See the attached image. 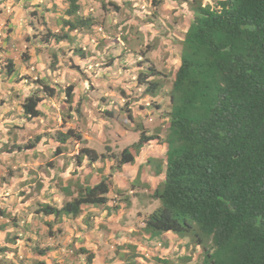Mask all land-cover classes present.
I'll return each mask as SVG.
<instances>
[{"label":"rangeland","instance_id":"obj_1","mask_svg":"<svg viewBox=\"0 0 264 264\" xmlns=\"http://www.w3.org/2000/svg\"><path fill=\"white\" fill-rule=\"evenodd\" d=\"M1 1L0 250H4L0 251V264H67L70 261L67 254L72 248H64V244L71 240L64 241L63 237L55 246L56 236L47 232L43 217L35 214L41 204L60 206L62 201L71 200L70 191L90 185L88 180L94 175L91 170L96 165L86 151L80 154L84 170L69 155L74 136L67 134L68 128L82 136L78 140L80 147H90L98 154L96 163L101 166L98 175L108 189L102 193L105 201L85 207L87 214L84 220L81 218L84 222L80 232L74 227L75 233H64L81 235V245L94 252L95 264L99 263L97 255L110 259L116 251L114 245L122 246L125 239L132 243L137 240L139 246L133 249V255H141L142 261L138 260L142 264H161L166 257L167 264H201L199 247L183 249L186 237L183 241L173 232H167L145 239L148 232L140 220L143 214L146 216L160 206V198L152 194L163 182V177L151 184L145 181L153 165L149 169L143 166L145 152L140 151L134 168L124 164L117 171L111 164L112 154L125 147L133 153L139 151L134 143L138 142L141 131L153 130L160 125L161 116L167 114L168 92L179 64L181 40L192 18L191 0H80L79 14L91 16L94 24L87 30L81 26L76 32L70 31L73 39L60 43L51 38L47 42L43 40L47 30L61 34L67 29L65 0ZM197 1L206 4L214 0ZM32 8H36V13L31 12ZM28 13L33 15L31 21ZM86 32L89 39L83 36ZM82 47L86 48L84 53ZM74 48L79 49L73 52ZM54 51L60 68L47 70L46 64L52 56L46 55ZM8 56L14 59L12 68L17 74H7L2 67ZM29 58L28 66L24 61ZM151 64L160 71L150 77L157 82V87L144 92L136 80L139 73L150 71ZM37 70H44V79L54 91L39 102L40 115L28 119L22 112L21 91L28 89L31 82L29 78V83L23 80ZM67 85L73 87L68 97L64 90ZM84 136L91 139L86 140ZM30 143L33 146L26 147ZM58 150L62 153L57 154ZM157 154H162V150ZM54 157L55 160L51 159ZM66 173L73 181L63 178ZM138 211L142 212L140 218ZM53 220L58 222L59 218ZM175 242L180 244V250ZM186 253L189 257L183 259ZM121 254L122 251L116 257ZM129 254L126 251L124 257L127 259Z\"/></svg>","mask_w":264,"mask_h":264},{"label":"trees","instance_id":"obj_2","mask_svg":"<svg viewBox=\"0 0 264 264\" xmlns=\"http://www.w3.org/2000/svg\"><path fill=\"white\" fill-rule=\"evenodd\" d=\"M65 2L67 29L47 30L43 42L67 39L70 31L91 25V16L79 14L80 0ZM191 9L169 91L164 179L152 194L161 204L144 219V229L151 236H187L201 247L202 264H264V0L197 2ZM2 67L13 71L10 59ZM70 90L68 85L67 97ZM39 99L34 93L22 102L28 118L40 115ZM67 134L80 138L72 128ZM153 137L141 131L134 145L139 150ZM137 152L123 148L118 163H132ZM107 189L102 180L60 206L41 204L37 211L52 217L46 220L51 225L53 218L76 216L82 204L104 201ZM85 248L74 254L79 258ZM94 257L88 252L87 263ZM125 263L138 264L132 256Z\"/></svg>","mask_w":264,"mask_h":264},{"label":"clouds","instance_id":"obj_3","mask_svg":"<svg viewBox=\"0 0 264 264\" xmlns=\"http://www.w3.org/2000/svg\"><path fill=\"white\" fill-rule=\"evenodd\" d=\"M215 1V0H214ZM201 3V2H199V1H197V0H191V5L189 4V7H190V10L192 11V9H191V6L192 5H195L196 3ZM211 2H209V3H206V4H210ZM201 4H203V3H201ZM90 16H88V18H89ZM84 18H86V17H84ZM92 21V23H91V25H90V27L94 24V21H95V19H92L91 20ZM190 22V21H189ZM189 25V24H188ZM188 27V26H187ZM87 29H89L88 28V26L86 27V26H83L82 27V30H87ZM101 29V28H100ZM76 30L77 29H75L74 31L76 32ZM186 30H187V28H186ZM186 32V31H185ZM69 34H70V32H69ZM184 35H185V33H184ZM83 36H87L88 37V39H89V32H86V33H83ZM81 37V36H80ZM70 38V37H69ZM183 38H184V36H183ZM68 39V38H67ZM67 39H63V40H60V41H58L57 43H60V42H62V41H64V40H67ZM92 39L94 40H97V38H95V36H93L92 37ZM183 40V39H182ZM181 40V41H182ZM50 45H52V44H50ZM181 47V46H180ZM77 49H79V48H74L73 49V52H74V50H77ZM48 52L49 51H51L50 49H46ZM86 51V48L85 47H82V50H81V52L82 53H84ZM181 51V50H180ZM181 53V52H180ZM22 54V53H21ZM50 55L52 56V57H50ZM56 55L58 56V54H57V52H51V54H48V55H46V57H50L49 58V62L46 64V65H48L47 66V68L49 69V70H51V69H53L54 68V65L56 64ZM84 55V54H83ZM11 60L12 61V63L14 62L15 63V61H14V59L12 58V56H8V60ZM13 59V60H12ZM52 59V60H51ZM7 60V61H8ZM143 60V59H142ZM30 61V58L27 60V61H24V63H26V64H28V66L30 65V63H31V61ZM141 61V60H140ZM4 63H6V62H4ZM179 64H180V57H179ZM179 64H178V66H179ZM50 65L51 66H53L52 68L50 67ZM178 66H177V68H178ZM149 68H150V71L148 72V73H139L138 75L139 76H143L144 77V79H143V81H138V77H137V80H136V82H137V85H138V87H144V92H146V91H149V90H146L147 89V86L149 85V86H152L151 87V89L150 90H153L154 88H156L157 87V84L155 85V86H153V84H150V82L151 81H153L152 79H150V77H151V75H154L156 72H160L155 66H153L152 64L149 66ZM177 68H176V70H177ZM175 70V71H176ZM152 72V73H151ZM175 73V72H174ZM12 74H17V72H15V70H13L12 71V73H10V75H12ZM140 74H143V75H140ZM43 75H45V72H44V70H43V72H40V71H38L37 70V73H35L34 75H32V74H27V76L24 78V80L23 81H26V82H28V78H29V80H30V82H31V85H29V87H28V89L27 88H23V90L21 91V93L23 94V101H24V99H25V97L26 96H28V95H31V94H36L40 99H39V102L40 101H42L43 100V98H44V96L45 95H47V94H50V93H52L53 91H54V87L52 86V85H50V84H48L46 81V79H44V76ZM173 78H174V75L172 76V81H173ZM29 83V82H28ZM145 86H144V85ZM172 85V84H171ZM68 86V85H67ZM66 86V87H67ZM65 87V88H66ZM65 88H64V90H65ZM73 87H72V85H71V89H72ZM170 89H171V87H170ZM170 89H169V91H170ZM32 91L31 93H29V94H27V92L28 91ZM65 94H66V91H65ZM168 94H169V92H168ZM169 96V95H168ZM22 101V102H23ZM128 101V100H127ZM127 101H125V103L127 102ZM38 105H39V103H38ZM41 105L43 106V102L41 103ZM127 105H128V102H127ZM141 107H143L144 108V104H142V103H140L139 104ZM148 105V104H147ZM169 107H170V98H169ZM21 108H22V103H21ZM128 109V108H127ZM22 112H23V109H22ZM168 112H169V109H168V111H167V114L166 115H163V116H161V121H160V125H158V126H156L153 130H151V131H146V130H143L144 131V133H145V135H147V136H151V137H153V136H156V137H153V138H151L150 140H148L146 143H144L143 144V146H145V145H148V148L147 149H149L150 150V148L152 147V146H156V148H157V152L161 149L162 150V154H157V155H155L154 157H147L146 155H145V160H144V165L143 166H146V168L147 169H149V166H150V164L151 163H153V165H152V170H149L150 172L145 176V178L144 179H146L145 181L148 183V184H151V183H155V182H159V180L163 177V179H164V174H165V161H166V148H167V146H166V142L165 141H163V139H164V136H165V131H166V128H167V126H168V122H169V120H168ZM24 114V113H23ZM25 115V114H24ZM25 117H27L26 115H25ZM28 118V117H27ZM31 118V117H30ZM30 118H28V119H30ZM165 121H166V124H165ZM75 131V130H74ZM63 133V132H62ZM77 133V132H76ZM63 134H65V133H63ZM80 135V134H79ZM82 138V136L80 135V138H75V137H73V148H74V146H75V144H77L76 142H79L78 140H80ZM135 144V143H134ZM30 146H33V144L32 143H30V144H28L26 147H30ZM82 148H84V147H80V146H78V150H77V154L75 153V154H71V152L73 151V150H71L70 152H69V155L73 158V157H75L76 158V161H77V163H79L80 162V154H81V152L82 151H85V150H82ZM85 148H89V149H92V148H90V147H86L85 146ZM92 150H94V149H92ZM143 150H146V149H143L142 147L139 149V151H138V153H137V155H135V159L134 160H136V159H138V156H139V153H140V151H143ZM95 151V150H94ZM87 153H88V155L90 156V158H91V155H90V153L88 152V151H86ZM96 152V151H95ZM144 152H147V151H144ZM62 153V151L61 150H58V152H57V154H61ZM120 152H118L117 154H112V161H111V164L112 165H115L116 167H117V171L118 170H120V168L122 167V165H124V164H126V165H128V166H132L133 168H134V166L136 165V163H134V161L132 162V163H122V164H119L118 163V159H117V156H118V154H119ZM55 158L56 157H54V158H51V159H54L55 160ZM97 160H98V154H97V157L95 158V159H91V161L94 163L95 161L97 162ZM147 160H149L148 162H147ZM115 161V162H114ZM160 161H162V162H160ZM158 163H161V166H158ZM143 166H140V167H143ZM54 167V166H53ZM156 168V169H155ZM66 172V171H65ZM94 173V172H93ZM100 172H95V174L97 175V179H96V181H90V178H89V182H90V185H88V186H92V185H94V184H96V183H98L99 181H102L103 179H100L99 178V174ZM67 175H68V178H66V180H71V177L69 176V174L68 173H66ZM65 174V175H66ZM63 178H64V175H63ZM149 178H151V182H148L147 181V179H149ZM71 181H73V180H71ZM104 182H105V180H103ZM106 184V183H105ZM112 184H114V183H112ZM107 185V184H106ZM88 186H86V187H88ZM86 187H84V188H86ZM84 188L82 189V190H78L77 188H75L74 187V190L76 191V193L75 194H73V195H71V198H74V197H76V196H78V195H81L83 192H84ZM158 188V187H157ZM106 198V197H105ZM105 201V200H104ZM87 204H89V203H85V204H82L81 205V207H80V211H79V213L76 215V216H71V215H69V216H65L64 218H59V220H58V222H52L51 223V225H49L47 222H46V220L47 219H50V217H43V214L39 211H37L36 210V212H35V214H40L42 217H43V221H42V223H43V225L44 226H46V227H48V233H50L51 234V236H56V237H54V243H55V246H58L59 244H60V242L61 241H63V237H62V234H65L64 232L66 231V232H68V233H70V234H73V233H75L74 231H73V229L72 228H76V229H78L79 230V232H80V228L77 226L78 224H77V222H78V220L79 219H85V217H86V214H87V211L86 212H84L85 210H86V208L85 207H87ZM138 204V203H137ZM83 209V211L81 212V210ZM139 213H142L141 211H138V217H139ZM150 214V213H149ZM148 214V215H149ZM148 215H146L145 216V214H143V218H142V220H140V222H141V224L143 225V229H144V227H145V224H144V219L148 216ZM40 216V217H41ZM145 216V217H144ZM66 218H68V221L67 222H69L70 221V223L68 224L67 222H65V219ZM69 218H70V220H69ZM140 218V217H139ZM63 223H66L65 225H64V227H63V229H61V225L63 224ZM76 223V224H75ZM140 226V225H139ZM141 228V227H140ZM49 229H52V231H49ZM142 229V228H141ZM167 232H173V231H167ZM166 231L165 232H162L161 234H158V235H155V236H151L150 234H149V232H148V235H147V238H145V239H152V238H154V237H159V236H161L162 234H164V233H167ZM174 236L176 235L178 238H180V239H183L184 237H186L185 239H186V242H185V245L183 246L184 248L183 249H185V247H191V248H193V247H199L200 249H201V247L199 246V245H193L190 241H189V238L187 237V236H179L177 233H175V232H173L172 233ZM58 236V237H57ZM75 237V241H71V242H69V243H67L66 245H64V248H68V247H70V248H72L71 250H70V253H68L67 254V256H68V258L70 259V261H68L67 262V264H88L87 263V261H86V255H87V253L88 252H90V253H93L94 254V252H92V251H90L88 248H85V252H82V253H80L79 254V258L77 257V255H78V253H76V254H74V252L76 251V250H79V247L81 246V241H82V236L81 235H77L76 234V236H74ZM183 241H184V239H183ZM71 244H73V246L71 245ZM162 243H160V245H161ZM164 246L166 245V244H163ZM175 245H179V250L181 249L180 248V244H176V242H175ZM139 245H138V242H137V240L135 239L134 241H133V243L132 242H130V241H128L127 239H125V241H124V244L122 245V246H118V245H114V247H116V251H115V253L113 254V256L110 258V259H107L106 257H104V256H102V255H97V259H98V264H102L103 262H106L107 264H126L123 260H125L126 259V257H124V253L127 251L128 253H129V251H130V254H129V256H132L133 257V260L134 261H136V263H138V264H142V262H139V260H141V258H140V256L141 255H136V256H134L133 255V249H137V247H138ZM85 247V246H84ZM52 249V248H51ZM160 250H162L161 248H159ZM151 250V249H150ZM153 250V249H152ZM120 251H122L123 252V254H121L120 255V257L119 258H117L116 257V255L120 252ZM169 251V250H168ZM202 252V251H201ZM159 253H157V254H155L156 255V257H157V255H158ZM189 253H186V254H184L183 256H184V258L183 259H187L188 257H189V255H188ZM72 256V257H71ZM168 256V255H167ZM186 257V258H185ZM102 259V260H101ZM139 259V260H138ZM168 257H166V258H164L162 261H161V264H167V262H168ZM179 259L181 260V256H179ZM94 262H93V264L95 263V257H94V259H92ZM119 260H122V261H119ZM202 260H203V253H202ZM202 260H201V264H202ZM80 261V262H79ZM119 261V262H118ZM142 261V260H141Z\"/></svg>","mask_w":264,"mask_h":264},{"label":"crops","instance_id":"obj_4","mask_svg":"<svg viewBox=\"0 0 264 264\" xmlns=\"http://www.w3.org/2000/svg\"><path fill=\"white\" fill-rule=\"evenodd\" d=\"M75 38V37H74ZM70 39H73V37H71ZM69 43V42H68ZM35 53V52H34ZM43 62V66H45V60L44 61H42ZM48 66V65H47ZM59 69L60 67H59V65H58V63H56L55 65H54V71L56 70V69ZM43 69V68H42ZM47 70H49L48 68H47ZM92 91L93 92H95L94 91V89H92ZM98 91V90H97ZM99 91H103L104 92V90H102V89H100L99 88ZM103 95L105 96V92L103 93ZM116 97V96H115ZM119 99V98H118ZM121 101H122V99L120 100V103H121ZM132 102H134V103H136L137 101H132ZM84 138L86 139V140H89V139H91L89 136H84ZM77 144H75V146H74V148L72 149L73 151L71 152V154L73 155V154H77V150H78V146H79V142H76ZM142 148L143 149H146V150H143V152L144 151H147V152H145V154H146V156L147 157H154L155 155H157V148H156V146H152L151 148H150V150L149 149H147L148 148V145H145V146H142ZM79 164V169L80 170H84L85 169V167H84V163H83V161H81V159H80V162L78 163ZM93 164H95L96 165V167L94 168V169H92L91 171H93L94 172V175H91V177H90V181H96V179L98 178L97 177V175L95 174V172H101V166L100 165H97V163H96V161L93 163ZM93 167V166H92ZM124 167V165H122V167L121 168H123ZM120 168V169H121ZM64 178H68V175H64ZM71 193H72V195L73 194H75L76 193V191L74 190V191H70ZM137 203V202H136ZM136 206H138V204L136 205ZM30 210V209H29ZM87 211V209L84 211V212H86ZM37 216H41L40 214L38 215V214H36ZM29 217H30V215H29ZM62 237H64V241L66 240V238H68L69 240H71V241H75V237L72 235V236H68L67 234H62ZM64 244V243H63ZM64 245H66V244H64Z\"/></svg>","mask_w":264,"mask_h":264}]
</instances>
